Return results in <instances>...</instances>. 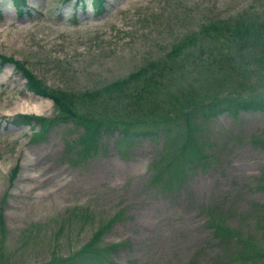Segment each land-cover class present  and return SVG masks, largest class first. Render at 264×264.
<instances>
[{"label": "rangeland", "instance_id": "374dc122", "mask_svg": "<svg viewBox=\"0 0 264 264\" xmlns=\"http://www.w3.org/2000/svg\"><path fill=\"white\" fill-rule=\"evenodd\" d=\"M26 1L19 12L0 0V53L51 88L80 94L158 59L172 68L154 65L160 81L139 93L127 94L134 83L102 91L84 102L96 108L75 109L88 114L80 120L57 118L52 97L30 90L14 62L0 64V264H47L88 243L118 264H264V110H224L204 124L195 110L181 113L191 119L184 136H201L206 159L172 190L153 180L162 132L130 142L120 130L97 132L116 113L143 119L134 130L153 128L139 111L156 102L173 115L213 92L231 101L234 91L264 90V69L248 75L252 60L213 50L202 33L168 56L211 20L244 11L264 19V0H104L99 11L91 0ZM22 114L56 118L37 135L39 121L15 122ZM215 219L230 240L216 235Z\"/></svg>", "mask_w": 264, "mask_h": 264}, {"label": "trees", "instance_id": "16d2710c", "mask_svg": "<svg viewBox=\"0 0 264 264\" xmlns=\"http://www.w3.org/2000/svg\"><path fill=\"white\" fill-rule=\"evenodd\" d=\"M81 1L85 2V0ZM11 2L19 12H22L23 7L27 4L26 0H11ZM103 2L104 0H91V4L98 11L103 8ZM198 33L210 36L213 39V42L216 45V47H213V50H226L227 56H239L241 58L245 57L248 63H250L249 60H252L253 63H255V66L246 64L247 66L244 67L245 70L248 68L246 70L248 75L250 74L249 72H252L254 70L259 71L260 69H264V19L260 16H252L250 12L244 11L242 13H239L235 17L218 18L203 24L201 28L195 33L188 34L183 39H180L179 41L174 43L171 51L168 54L171 61H174V55L182 52V48L189 47V45H182L191 42ZM0 59V64H3L7 61H12L15 63L17 69L22 71L24 76L26 77L27 86L30 90L34 91L35 93L50 96L53 98L56 107L59 110L58 114L56 115L57 118L66 119L69 117H78L77 119L80 120L81 118H85V116H87L88 114L85 112H78L76 114L75 109L80 110L83 108L84 110H86L88 108L95 107V104L91 106L84 105V102L91 103L95 102L94 100L96 99L98 101L100 93L102 91L107 90L111 87L125 88L128 83H131V85L134 83L131 87L132 91L129 90V93H127L128 95L133 91L139 93L141 92V90L143 91V89H146L145 87L148 84L154 85L155 82L158 83L160 81L158 77L159 74H157L158 76L154 75L150 69H152L154 65H161L163 66L162 68H164L165 65L168 64V61L164 59H158L156 61L150 62L148 61V64L146 66L143 65L144 67H142V69L138 71H131L127 75L119 77L111 82L106 83L105 85L95 86L93 88L86 89L82 93L78 94L76 92L73 93L65 91L63 89H54L49 87L44 80L36 76L33 73V70L28 68L24 64V62L19 59H15L1 53ZM166 66L170 67L169 65ZM171 68L172 65L168 69ZM244 69H242V71ZM162 80H164V78ZM238 92L234 91L233 94H227L229 95V99L233 98L231 101L219 98L220 94H218L217 92H213L212 95L207 94L209 95L210 99L205 106L202 105L204 104L202 100L192 99L194 102L190 105L183 104L174 107L172 109L174 111H171L173 115H169V113L166 112V108L159 107L158 102H156L154 107L149 109L147 112L138 110L141 114L147 113L146 115L144 114L142 116H144V120L146 123L155 124L153 128L134 130V128H132V126L130 125H132L134 122H140L143 119L134 117H129L132 121H129V118L115 119L119 114L116 113L112 117L106 118V125H102L101 129L98 128L97 132L103 131L105 129H111L113 131L120 130L122 133L121 140H126L129 142L134 137L139 136L140 132L141 134L149 133L154 137L158 133L162 132L167 138V143L164 147L165 153L160 155L159 159H156V161L152 165L155 170L153 171V180L157 181L159 187H161L162 189H177L188 178L189 174L192 172L193 166L198 162L201 163L203 159H206L204 152L207 148L205 146V141L201 138V136H196L195 139V134L192 135V132L187 133L184 136L182 128L188 125V123H191V119L189 118V115L185 114L186 116H182L181 113H189L192 110H195L196 113L194 114L196 116H194L193 118L199 117L204 124L207 119H209L213 115H216L217 113L219 114L224 110H229L232 112L241 109L264 110V90H259V92H256L255 90H249L239 93ZM241 93L245 94L246 96L241 97ZM135 97L137 98L138 96H134L133 98ZM77 100L82 101L77 103ZM143 102H145V100ZM227 102L231 104L228 105ZM142 105L143 104H141V106ZM18 117H21L20 119H18V121H15L18 123H30L33 119L39 121L40 130L34 133L37 135L48 129L49 126H45L46 121L49 120L50 122H52V120L56 118H47L45 116L33 114H22L18 115ZM101 117L104 118L103 116ZM102 123L103 122H101L100 125ZM191 142L193 144L190 147ZM188 155H192V158H190V160L186 159ZM16 171L17 169L15 168L13 170V173H15ZM212 225L214 226L216 235L223 240H230L233 237L231 232L225 233L222 231L223 229L221 228V223L217 219L212 221ZM104 251V248H94L92 243H88L85 244L82 249L74 251L73 254H70L68 256L53 257L52 260H50L47 264H82V262L87 263L88 261H97L96 264H118L107 254H105Z\"/></svg>", "mask_w": 264, "mask_h": 264}, {"label": "bare ground", "instance_id": "6f19581e", "mask_svg": "<svg viewBox=\"0 0 264 264\" xmlns=\"http://www.w3.org/2000/svg\"><path fill=\"white\" fill-rule=\"evenodd\" d=\"M53 178V177H52ZM52 178H50V180L52 179ZM63 185V184H62Z\"/></svg>", "mask_w": 264, "mask_h": 264}]
</instances>
